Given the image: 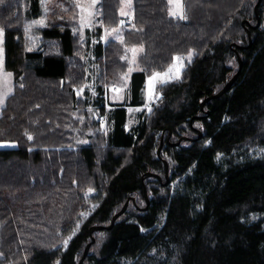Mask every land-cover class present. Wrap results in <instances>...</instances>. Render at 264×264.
<instances>
[{"label":"trees","instance_id":"trees-1","mask_svg":"<svg viewBox=\"0 0 264 264\" xmlns=\"http://www.w3.org/2000/svg\"><path fill=\"white\" fill-rule=\"evenodd\" d=\"M74 1L0 0L13 75L0 142L16 144L0 149V264H80L90 228L108 226L127 201L111 229L93 232L82 264H264V0L257 15L258 0H182L184 19L168 0H133L122 40L93 48L102 103L129 69L126 49L142 47L128 104L99 107L106 133L75 93L89 79V46ZM119 8L102 1L103 26L120 27ZM177 56L179 79L165 78L152 112L126 130L127 107L144 105L149 78ZM238 57L236 80L201 109Z\"/></svg>","mask_w":264,"mask_h":264},{"label":"rangeland","instance_id":"rangeland-1","mask_svg":"<svg viewBox=\"0 0 264 264\" xmlns=\"http://www.w3.org/2000/svg\"><path fill=\"white\" fill-rule=\"evenodd\" d=\"M102 1L103 0H75L74 2L77 4V10H78V24L79 27L75 32H77L80 36L82 41L87 42L88 41V50L86 54V64H87V71L89 73V79L88 82L82 86L80 89H83L82 93L79 96L82 100H85V110L90 115L91 119L95 122H99V107L104 104V102L100 103L99 101V84H98V65L95 61V56L93 52L94 46L97 44L99 40L102 41V44L105 45L109 40L114 41H121L123 38V32L126 28H129L132 26V3L133 0H130V6H129V0H120V8H119V16L121 18L120 27H105L102 25L101 22V14H102ZM169 3V0H168ZM181 3L183 5V2L181 0ZM80 5V6H78ZM82 6V7H81ZM85 9V10H82ZM175 10L174 4L169 3V10ZM122 11L126 13V15H122ZM91 13V16L88 15V13ZM183 13H184V7H183ZM82 17L86 18V26L82 23ZM173 17V16H172ZM131 18V22L127 23V19ZM178 18V17H173ZM43 21L44 20H39ZM38 24V23H37ZM36 24V26H37ZM39 26H42V24H38ZM101 27V34L98 35V28ZM116 30V31H113ZM2 31H0V62L4 61V54H3V36ZM111 33V35H109ZM27 37L29 38L30 50H35L39 47L40 42L39 36H36V34H30L29 31L27 33ZM136 48L141 49L142 47L139 46H133L131 48L126 49L127 54L129 57V69L123 73L120 78L118 79V83L115 90H112L108 92L107 95V106L109 110L112 108V105H118V104H128L130 100V86H129V76L135 72L138 71L140 68L138 63V57L141 53V51H138L135 58V63H131L132 60V53L128 51L129 49ZM192 54V52H191ZM188 55L186 56V58ZM192 57V55H191ZM191 59V58H190ZM189 61V59H188ZM8 73L4 71V69H0V95L4 98V94L8 92L10 89L11 92L12 89V79L10 78L7 85L4 83V76ZM152 77V76H151ZM165 81V78H164ZM163 81V82H164ZM161 81V78H157L155 80H152L151 83L148 81L146 88L143 91V98H144V105L138 106V107H127V122L125 125L126 130L133 129L138 121L139 116L143 111H145L146 115H149L155 105L159 102L160 98V92L158 90V85L163 83ZM104 90V89H103ZM104 92V91H103ZM10 93V92H8ZM77 94V93H76ZM3 104V103H2ZM0 104V106L2 105ZM101 129L104 133L108 131L107 125L106 127L100 123ZM11 146H15L16 144H12ZM3 149V148H0ZM174 184H172L173 186ZM1 258V255H0Z\"/></svg>","mask_w":264,"mask_h":264},{"label":"snow or ice","instance_id":"snow-or-ice-1","mask_svg":"<svg viewBox=\"0 0 264 264\" xmlns=\"http://www.w3.org/2000/svg\"><path fill=\"white\" fill-rule=\"evenodd\" d=\"M169 3L174 4V7H175V10H172V9L169 10V15L173 16V17H178L180 19H184L185 17H184V13H183V5L181 3V0H169ZM78 6H80V5H78ZM129 6H130V0H129ZM82 10H85V9H82ZM121 14L126 15V13H124L123 11ZM88 15L91 16V13L89 12ZM81 19H82V23L86 26V18L82 17ZM36 23L43 24V21H37ZM113 31H116V30H113ZM109 35H111V33H109ZM128 51H130L132 53V60L130 62L135 63L136 54L138 51H142V48L139 50L136 48H132V49H129ZM191 55H192L191 53L188 54L187 59H189V61H190ZM122 59H127V57H122ZM184 59H185L184 57H180V56L174 57L173 58V64L170 65L166 71H164L162 73H153L152 77L149 78L150 83L152 80H155L157 78H161L162 82L164 81V78L171 79L173 74H174L176 79H179L180 72L184 66L183 65ZM0 67H2V63H0ZM10 77H11V73L5 74V76H4L5 85H7V83L9 82ZM10 91L11 90L9 89L8 92H10ZM82 91H83V89H80L77 92V95H80L82 93ZM8 92H6L4 95H7ZM2 103H3V97H0V104H2ZM28 138L32 139L31 136H29ZM65 243H67V241Z\"/></svg>","mask_w":264,"mask_h":264},{"label":"water","instance_id":"water-1","mask_svg":"<svg viewBox=\"0 0 264 264\" xmlns=\"http://www.w3.org/2000/svg\"><path fill=\"white\" fill-rule=\"evenodd\" d=\"M260 2H261V0H258L257 4L255 5V8H254V10H255V14H256V15H257V12H258L257 9H258V6H259ZM258 21H259V20H258ZM258 24H259V23H258ZM248 37H249V41H251V39H250V35H249V34H248ZM238 61H239V68H238V71L234 74V76L230 79V81H229V82H228V83H227V84H226V85H225V86H224V87H223V88H222L217 94L211 95V96L205 98V99L201 102V109H203L205 103L208 102L210 99L218 98V97L222 96V95H223V94H224V93H225V92L231 87L232 83L236 80V78H237V76H238V74H239V71H240V69H241V66H242L239 57H238ZM184 139H187V140H188L187 137H184ZM180 141H181V140L177 141L176 144H179ZM162 145H163V140L160 141V146H159V148H158V150H157V154H158V156H159V154H160V150H161ZM163 162H164V167H165V182H164L163 184L166 185V184L169 183V180H170V178H169V167H168V163H167V161H163ZM146 176H147V177H156V178H158V179L160 178L158 175H154V174H151V173L146 174ZM144 195H145L146 203H147V206H148V204H149V199H148V197H147V192H146V190H144ZM128 202H129V201L125 202V204H124V206L122 207V209H121L119 212H117L116 214L113 215L112 220H111V222H110V224H109L108 226L95 225V226H92V227L90 228V230H89V235L91 236V242L94 241V238L92 237L93 232H95V231H101V230H103V229H111V227L113 226V224H114V222L116 221V219L124 213L125 209L127 208ZM147 206L144 207V208H142L141 210H145V209L147 208ZM91 242L88 243V244L86 245V247H85V249H84V252H83V256H82V258H81L80 261H79L80 264L83 263V260H84L85 256L87 255V253H88V251H89V248H90Z\"/></svg>","mask_w":264,"mask_h":264},{"label":"built area","instance_id":"built-area-1","mask_svg":"<svg viewBox=\"0 0 264 264\" xmlns=\"http://www.w3.org/2000/svg\"><path fill=\"white\" fill-rule=\"evenodd\" d=\"M131 22V19L130 18H128L127 19V23H130ZM116 89V86L115 85H110V86H105L104 87V92H103V94H102V97H103V99L105 100V109H108V106H107V95H108V92H110V91H112V90H115ZM78 92V90H75V93H77ZM99 122L100 123H104L103 125L106 127V125H107V117H106V114H101V115H99Z\"/></svg>","mask_w":264,"mask_h":264},{"label":"crops","instance_id":"crops-1","mask_svg":"<svg viewBox=\"0 0 264 264\" xmlns=\"http://www.w3.org/2000/svg\"><path fill=\"white\" fill-rule=\"evenodd\" d=\"M44 14H45V10H44ZM40 20H43V19H40ZM42 26H45V23L42 24ZM40 28H41V27H40ZM28 31H29V30H28ZM29 32H30V31H29ZM3 62H4V61L0 62V63H2V67H0V69H4V67H3ZM4 71H6V70L4 69ZM6 72L11 73V72H9V71H6ZM129 77H130V76H129ZM10 78L12 79V89H13V75H12V73H11V77H10ZM12 92H13V91H12ZM12 92L10 91V93H8L7 95H4L5 100H3V104L0 106V114H1L2 109H3L4 106H5V103H6L7 98L12 94ZM0 97H1V95H0ZM12 144H15V143H12V142H0V148H3V149H14L15 146H14V147L11 146Z\"/></svg>","mask_w":264,"mask_h":264}]
</instances>
